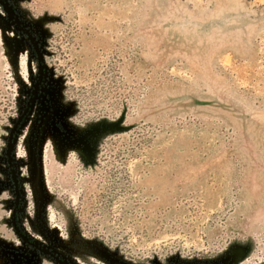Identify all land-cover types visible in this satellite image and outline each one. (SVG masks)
<instances>
[{
  "label": "rangeland",
  "instance_id": "374dc122",
  "mask_svg": "<svg viewBox=\"0 0 264 264\" xmlns=\"http://www.w3.org/2000/svg\"><path fill=\"white\" fill-rule=\"evenodd\" d=\"M10 2L44 34L60 120L17 137L21 224L72 264H264V0ZM6 10L0 264H56L11 225L7 136L33 65Z\"/></svg>",
  "mask_w": 264,
  "mask_h": 264
},
{
  "label": "flooded vegetation",
  "instance_id": "af4514ba",
  "mask_svg": "<svg viewBox=\"0 0 264 264\" xmlns=\"http://www.w3.org/2000/svg\"><path fill=\"white\" fill-rule=\"evenodd\" d=\"M0 6H2L3 9L7 8L5 14L8 15L11 22L14 23L17 38L22 42L24 47V54L18 52L16 56L23 55L25 60L31 61L33 65L31 71L28 69L29 73L25 78L26 84L23 86L22 96H19V112L7 136L6 158L9 172L8 182L10 183L9 185L14 198L11 225L17 237L31 253L33 252L37 256L43 255L48 257L56 264H72L68 262L66 258L56 253L46 242L40 241L37 236L30 232L27 226L21 224L24 193L27 184L29 185V191H31L32 186H30L31 183L26 184L28 180L26 169H23L25 166L23 163H20L17 158L18 154L15 152V149L19 148L17 137L21 135V128L24 124L26 122L31 123L33 118L35 119L33 116L35 113L39 115L47 114L50 121L52 119L56 120L53 124L52 121L50 123L46 120L47 118H43L46 124L48 123L52 126L50 129L56 133L55 125L57 128L60 121L57 119V113H59L57 108L58 85L53 87L51 83L54 80L52 77L54 74L50 71L46 63V53L42 47L43 32L34 31L30 25L22 20L10 0H0ZM9 142L10 150L8 151Z\"/></svg>",
  "mask_w": 264,
  "mask_h": 264
},
{
  "label": "water",
  "instance_id": "95a60500",
  "mask_svg": "<svg viewBox=\"0 0 264 264\" xmlns=\"http://www.w3.org/2000/svg\"><path fill=\"white\" fill-rule=\"evenodd\" d=\"M11 137V136H10ZM10 150V142H9V145H8V151ZM62 264H64V263H62Z\"/></svg>",
  "mask_w": 264,
  "mask_h": 264
}]
</instances>
